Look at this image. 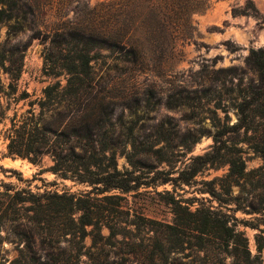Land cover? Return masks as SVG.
I'll return each mask as SVG.
<instances>
[{"label":"trees","instance_id":"1","mask_svg":"<svg viewBox=\"0 0 264 264\" xmlns=\"http://www.w3.org/2000/svg\"><path fill=\"white\" fill-rule=\"evenodd\" d=\"M209 7L210 0H104L91 10L89 21L63 26L46 36L49 49L44 74L66 82L59 80L43 90L39 114L30 109L20 117L17 113L13 116L7 131V155L34 165L49 156L53 165L42 173L86 184L91 190L83 194H36L1 184L0 264H113L107 259L110 251L124 246L126 254L141 259L140 264H178L183 257H194L184 264H226L228 258L233 264L263 263L264 201L254 204L247 196L252 191H264V176L254 177L264 168L248 171L242 145L264 160V49L250 52V61L259 74L258 84H245L243 79L237 84L231 81L229 90L219 91L211 127L202 125L184 133L177 125L166 127L164 123L144 136L133 121L127 125L121 120L118 128L112 120L115 109L108 102L110 97L95 78L93 63L102 56V50L118 54L135 70L145 60L146 43L191 39V17ZM26 8L35 15V7L28 0H0V68L11 80L12 94L17 93L25 54L20 47L7 48L1 42V30L7 26L17 34L22 29L17 25L18 18ZM232 14L264 22L253 0L232 8ZM211 90L195 91L194 99L213 101ZM154 97L156 92L150 89L146 109H155ZM186 103L184 97L176 102L169 99L167 107L176 109ZM9 109L0 103V124ZM230 111H235L236 123L231 122ZM46 114L56 120L73 114L75 122L69 129L53 128L44 125ZM204 136L213 139L209 152L194 157L184 170L158 173L164 176L162 184L188 185L208 167L228 166L223 178L204 182L205 192L221 207L192 210L170 196V223L132 214L125 206L128 200L124 194L153 185L144 184L137 173L155 168L153 163L172 166L175 151L191 152ZM119 156L125 157L131 169H119ZM234 188L239 189L238 194H234ZM231 204L237 211L250 207L252 213L262 216L257 218L258 223L244 222L259 231L255 237L259 255H252L249 239L239 229V219L223 209V205ZM104 229L108 235H104ZM136 231L146 232V237L131 241ZM35 237L47 250L45 256L35 249ZM88 238L90 246L86 244ZM6 244L15 246V258L7 256Z\"/></svg>","mask_w":264,"mask_h":264},{"label":"rangeland","instance_id":"2","mask_svg":"<svg viewBox=\"0 0 264 264\" xmlns=\"http://www.w3.org/2000/svg\"><path fill=\"white\" fill-rule=\"evenodd\" d=\"M103 1L28 0V3L35 7V15L31 14L28 8L25 9V13H21L18 18L19 23L16 24L18 26L21 24L22 29L15 34L14 31H9L7 26L2 27L1 42L7 48L20 47L25 55L23 70L16 82V94L11 93L9 88L11 80L0 68V103L10 108L6 119L0 124V185L8 183L36 194L46 191L83 194L91 190L86 184L63 179L51 172L42 173L43 169L53 165L49 156H45L40 165L9 157L7 131L16 113L19 117L30 109H34L36 114L40 113L38 102L43 98V90L48 85L55 84L59 80L63 84L66 82L64 78L55 79L44 74V58L49 49V40L46 36L63 26L70 28L77 22L89 21L92 17L91 10ZM247 1L210 0L208 10L195 13L191 17L193 33L191 39L146 43L145 60L135 70L119 58L118 54L102 50V56L93 63L94 72L96 82L101 88H105L106 95L112 98H109L108 102L113 104L115 109L113 122L117 123V126L121 120L127 125L132 121L136 122L143 136L151 134L161 123L166 127L169 124L177 125L183 133L188 129H199L202 125L211 127L210 118L218 102L220 90H229L231 81L235 84L241 79L245 84L259 82V74L250 61V52L252 49H264V22L261 23L253 16L235 17L232 14V8L244 6ZM253 1L264 18V0ZM38 33L39 35H36ZM207 88H212L209 97L213 101L194 99L197 95L195 91ZM150 89L156 92V97L152 99V104L155 105L153 110L145 108ZM201 94L202 92H199V95ZM25 96L26 99H22ZM180 97L186 98L187 103L176 109L167 107L169 99L176 102ZM30 103L34 105L30 106ZM218 114L224 117L221 111ZM229 116L232 123L238 121L235 111H230ZM44 120V125L59 129H69L73 121L75 122L73 114L57 120L51 114H46ZM212 145V137L204 136L191 152L175 151L171 159L172 166L153 163L155 168L140 170L137 175L140 176L141 181L153 185L150 187L142 185L138 191L124 194L128 200L125 204L126 208L132 214L164 223L173 221L171 207L167 204L170 196L182 200L192 210L200 206L220 208V204L205 192L204 182L223 178L228 172V166L208 167L188 185L162 184L161 180L164 176L158 173L173 169L179 172L188 168L194 157L206 154L211 150ZM242 147L248 171L264 168V160L259 154L245 144ZM118 166L120 170L131 169L125 157L121 156L118 157ZM263 173L258 172L254 177L264 176ZM238 193L239 189L234 188V194ZM111 194L114 193L107 195ZM247 197L248 202L256 204L260 200L264 201V191H252ZM223 206L225 211L236 216L241 222L239 229L248 237L252 255H259L255 242L259 231L245 226L244 222L258 223L257 218L262 216L252 213L250 207H247L248 211H237L234 204ZM103 233L109 234L107 229H104ZM139 237H146V232L136 231L131 241L139 240ZM35 240V249L45 256L47 250H43L37 237ZM91 243V239L88 238L86 244L90 246ZM123 248L112 249L107 258L108 262L140 264L139 257L126 254L127 247ZM6 249L9 258L13 259L17 256L15 246L6 244ZM192 258L194 257H183L178 264L190 262ZM262 258L264 264V254ZM226 264H233V260L228 258Z\"/></svg>","mask_w":264,"mask_h":264}]
</instances>
